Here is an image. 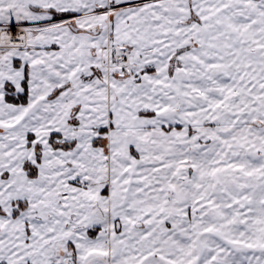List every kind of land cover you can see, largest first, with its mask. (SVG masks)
Returning a JSON list of instances; mask_svg holds the SVG:
<instances>
[{"label":"snow or ice","instance_id":"1","mask_svg":"<svg viewBox=\"0 0 264 264\" xmlns=\"http://www.w3.org/2000/svg\"><path fill=\"white\" fill-rule=\"evenodd\" d=\"M0 264H264V0H0Z\"/></svg>","mask_w":264,"mask_h":264}]
</instances>
